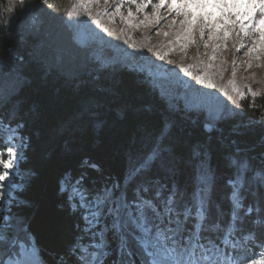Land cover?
Here are the masks:
<instances>
[{
	"label": "trees",
	"instance_id": "16d2710c",
	"mask_svg": "<svg viewBox=\"0 0 264 264\" xmlns=\"http://www.w3.org/2000/svg\"><path fill=\"white\" fill-rule=\"evenodd\" d=\"M27 2L30 7L21 11L15 0H0L3 9L13 5L16 9L14 14L0 10V25L11 17L10 26L0 29V115L7 121L14 105L19 108L12 123L15 126L19 121L23 125L24 154L19 166L23 183L17 191L22 204L20 214L42 263L77 264L70 250L80 218L62 190L63 181L83 174L92 191L116 182L128 184L126 177L150 153L162 131L168 133V142L174 145L180 163L175 175L159 168L151 175L178 188L176 206L180 209L191 206L195 211L198 161L207 151L217 173L211 209L225 211L231 218L232 188L227 181L238 171L239 164L247 162L246 179L256 185L254 193L243 188L241 196L243 204L253 209L246 216L249 231L256 232L251 219L264 211V186L258 185L256 178L264 171V96L255 100V111L249 107L254 101L241 100L240 112L225 115L226 119L209 135L203 130L205 116L170 112L171 104L135 69L118 63L97 67L87 60L86 53H77L80 71L75 80L69 81L60 72L49 70L37 52L46 50L53 34L59 44L62 24L72 4L69 0H49L51 7H42L34 0ZM34 24H42L38 33L32 31ZM17 72L22 73L24 85L13 100H8L15 87L13 74ZM88 101L98 105V118L80 127L76 116ZM5 134L0 127V138ZM233 160L237 167L232 166ZM85 162L94 166L86 167ZM243 230L246 231L244 226ZM111 250L104 264H112L116 258L115 241ZM243 251H259L256 240H249ZM133 252L139 255L137 249Z\"/></svg>",
	"mask_w": 264,
	"mask_h": 264
},
{
	"label": "snow or ice",
	"instance_id": "6c2138e0",
	"mask_svg": "<svg viewBox=\"0 0 264 264\" xmlns=\"http://www.w3.org/2000/svg\"><path fill=\"white\" fill-rule=\"evenodd\" d=\"M34 2L42 7H51L49 0ZM100 2L101 0H79V3L85 5ZM103 2L107 4L110 0ZM15 3H18L21 11L30 7L27 0H15ZM122 3L137 6V12L151 8L150 14L157 17V24L168 19L160 16L161 10L183 17L179 23L192 42L197 31L201 38L205 33L209 39L218 33L223 34L221 38H227L230 35L228 29H235L237 26L241 32L254 28L260 40L264 41V0H118L115 11H120ZM0 10L14 14L16 9L13 5L6 10L0 6ZM131 14L130 8L129 16ZM67 15L69 19H82L73 17L71 11ZM176 22L173 19L171 24ZM10 24L11 17L6 24L0 25V29L8 28ZM41 29L42 24H34L32 31L38 33ZM179 38L178 36L177 39ZM204 46L207 47V42ZM239 50L238 48L237 51ZM76 51L81 49L76 48ZM37 56L47 62L49 70L60 72L65 79L72 81L77 78L80 71L79 58L73 60L72 53L59 46L54 34L49 37L46 50L37 52ZM179 70L191 75L187 68ZM13 79L15 87L7 97L8 100H13L24 85L22 73H14ZM195 83L216 90L215 85L207 84L202 76H196ZM222 95L235 107H240L232 96L227 93ZM0 103H3L2 99ZM249 107L255 111V101ZM97 108L98 105L93 101L82 105L76 116L78 126L87 127L89 122L97 120ZM169 111L206 116L203 130L209 135L226 119L223 112L212 111L187 95L182 105L175 102L169 106ZM18 112V106L14 105L7 121L0 115V127L7 132L6 137L0 138V264H38L37 248L29 238L31 233L25 228V221L20 214V193L16 191L19 187L15 181L21 161L20 152L24 146L22 123L17 121L15 126L12 123ZM179 163L180 156L174 145L168 142V133L162 131L150 153L126 177L128 184L116 182L92 191L85 184L83 174L64 180L62 190L74 213H78L80 218L78 234L70 250L77 264H104L106 257L111 254L113 241L116 242V258L112 264H137L138 260L139 264H264V256L258 259L240 255L242 240L246 243L254 239L253 234L243 233L244 220L239 215L243 206L241 190L249 171L247 162L239 164L238 171L227 181L232 188V220L219 243L207 235L220 227L218 223L210 221L212 196L217 185V173L211 163L210 152L206 151L198 161L199 186L195 211H192L191 206L178 208V188L174 189L162 183L159 176L151 175L155 168L175 175ZM84 166L94 165L85 162ZM232 166L237 167L235 160L232 161ZM256 178L264 186V171ZM252 211V207H249L245 215ZM258 223L264 225V220ZM134 248L139 255L133 252ZM85 251L90 252L91 259L84 256Z\"/></svg>",
	"mask_w": 264,
	"mask_h": 264
},
{
	"label": "rangeland",
	"instance_id": "374dc122",
	"mask_svg": "<svg viewBox=\"0 0 264 264\" xmlns=\"http://www.w3.org/2000/svg\"><path fill=\"white\" fill-rule=\"evenodd\" d=\"M117 2L118 0H110L105 4L101 0L99 4L85 5L79 3V0H69L72 4L69 11L73 13V17L82 19H69L66 15L62 24L63 31H60L62 36L58 40L59 45L67 47L73 59L77 58V53H86L89 57L87 60H91L94 65L110 67L118 63L139 71L171 105L175 102L182 105L187 95L212 111L228 115L240 112L241 100L253 102L264 96V41L260 40L254 28L247 32H241L238 26L235 29L229 28L230 35L227 38H221L223 34L218 33L211 39L207 33L201 38L197 31L192 42L179 23L183 17L161 10L160 16L168 19L157 24V17L150 14L151 8L137 12V6L122 3L120 11H115ZM173 19L177 21L175 24H171ZM105 29L107 31H104ZM68 42L71 43V47H68L70 45ZM205 42L207 47L204 46ZM241 45L243 47H240ZM76 48L81 51L77 52ZM182 67L187 68L191 75L180 72L179 69ZM198 75L202 76L207 84L215 85L216 90L196 84L195 77ZM222 93L232 96L240 107L237 108L228 102ZM253 93H256L255 97ZM6 136L7 132L4 137ZM23 154L24 147L21 148V158ZM17 172L15 183L19 185L16 189L19 191L23 183V178L19 176V167ZM258 181L260 185L261 182ZM255 185L246 179L244 189L250 188L249 191L254 193ZM249 207L251 205L243 204L239 210V215L244 220L243 226L246 228V231L243 230L244 234L252 232L249 231V220L245 215ZM216 210L211 209L210 221L213 224L218 223L220 227L207 235L219 243L232 217L229 218L225 211ZM251 220L257 229L251 234L254 235L259 251H243L240 255L259 259L264 256V225L258 222L264 220V211L258 218ZM242 243L243 247H246L249 241L245 243L242 240ZM85 257L91 259L89 254Z\"/></svg>",
	"mask_w": 264,
	"mask_h": 264
},
{
	"label": "bare ground",
	"instance_id": "6f19581e",
	"mask_svg": "<svg viewBox=\"0 0 264 264\" xmlns=\"http://www.w3.org/2000/svg\"><path fill=\"white\" fill-rule=\"evenodd\" d=\"M38 264H40V263L38 262Z\"/></svg>",
	"mask_w": 264,
	"mask_h": 264
}]
</instances>
